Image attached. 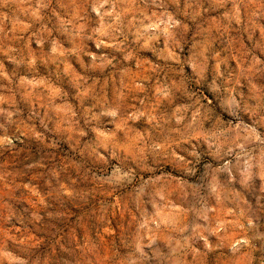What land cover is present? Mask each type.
<instances>
[{"label":"clouds","instance_id":"obj_1","mask_svg":"<svg viewBox=\"0 0 264 264\" xmlns=\"http://www.w3.org/2000/svg\"><path fill=\"white\" fill-rule=\"evenodd\" d=\"M264 0H0V264H264Z\"/></svg>","mask_w":264,"mask_h":264},{"label":"rangeland","instance_id":"obj_2","mask_svg":"<svg viewBox=\"0 0 264 264\" xmlns=\"http://www.w3.org/2000/svg\"><path fill=\"white\" fill-rule=\"evenodd\" d=\"M262 203H264V201H262ZM262 227H264V223H262V225H261Z\"/></svg>","mask_w":264,"mask_h":264}]
</instances>
